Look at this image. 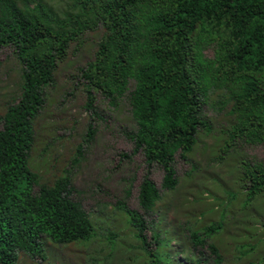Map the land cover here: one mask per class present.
<instances>
[{"label": "trees", "instance_id": "obj_1", "mask_svg": "<svg viewBox=\"0 0 264 264\" xmlns=\"http://www.w3.org/2000/svg\"><path fill=\"white\" fill-rule=\"evenodd\" d=\"M5 48L20 82L18 100L0 107V264L21 253L44 262L48 241L96 246V264H264V161L240 157L239 192H226L214 219L215 209L169 221L146 175L138 203L153 223L123 201L86 212L69 169L81 147L57 158L41 135L47 125L57 137L46 115L58 100L45 90L69 83L88 110L97 95L112 106L128 98L135 148L121 157L141 153L148 170L160 168L166 193L179 186L177 158L192 160L202 137L217 135L220 161L264 150V0H0Z\"/></svg>", "mask_w": 264, "mask_h": 264}, {"label": "rangeland", "instance_id": "obj_2", "mask_svg": "<svg viewBox=\"0 0 264 264\" xmlns=\"http://www.w3.org/2000/svg\"><path fill=\"white\" fill-rule=\"evenodd\" d=\"M68 80L71 79L63 78L61 83L66 84ZM19 82V67L13 49H2L0 107L15 98L18 100ZM45 91L48 96L58 100L48 109L46 115L50 117L49 122L57 124V137L50 139L47 133L45 134L47 125L44 122L41 135L45 136L46 140L49 139V144L56 150L57 158L71 157L76 153V149L81 147L82 155L77 157L79 163L70 166L69 169L77 190L74 199L79 201L88 213L110 210L111 205L123 201L129 208L144 214L139 207L138 195L143 179L149 175L164 194L163 208L167 210L166 218L169 221H178L182 216L190 213L199 214L202 211L215 209L208 215L209 218L214 219L224 208L223 201L228 200L226 192H239L237 181H241L243 177V172L239 173L240 157L264 161V150L260 147H245L242 154L240 151L239 156L234 153L230 160L226 158L220 161L217 159L219 156L217 135L202 137L192 160L177 158L179 186L175 192L166 193L162 190L164 172L160 168L155 166L148 170L141 153L132 156L131 160H124L121 157L122 154L132 155L135 148L126 134L132 127L128 98L120 101L117 106H112L97 95L95 111L87 109L84 92L81 89L73 90L69 83L60 92L55 91L53 86ZM96 112L99 116L95 114ZM216 119L218 120L216 129H220L223 123L222 116ZM91 129L95 134L92 138H88L87 134ZM129 187L131 191L128 195ZM242 198V194L239 195L236 204ZM260 207L259 210L264 214V209ZM256 210L257 208L251 207V210L244 214L247 216L250 213L256 214ZM145 216L148 222H157L156 215ZM232 231L235 233L234 229ZM153 232L150 230L149 236ZM225 237V243H234L231 233ZM91 248L95 250L96 246H89L84 241L64 247L48 241L45 242L47 258L44 262L33 260L25 253H21L19 264H96L93 262L96 257ZM97 261L99 263V259Z\"/></svg>", "mask_w": 264, "mask_h": 264}]
</instances>
